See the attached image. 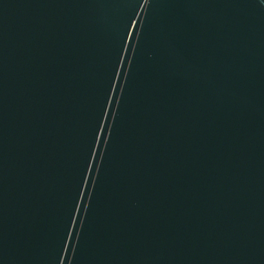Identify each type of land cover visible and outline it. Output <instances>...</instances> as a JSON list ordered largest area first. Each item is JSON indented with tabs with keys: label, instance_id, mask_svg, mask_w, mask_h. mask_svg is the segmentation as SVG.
<instances>
[{
	"label": "water",
	"instance_id": "obj_1",
	"mask_svg": "<svg viewBox=\"0 0 264 264\" xmlns=\"http://www.w3.org/2000/svg\"><path fill=\"white\" fill-rule=\"evenodd\" d=\"M0 264H264V0H0Z\"/></svg>",
	"mask_w": 264,
	"mask_h": 264
}]
</instances>
